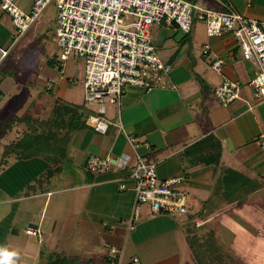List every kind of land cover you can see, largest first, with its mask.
I'll use <instances>...</instances> for the list:
<instances>
[{
    "label": "crops",
    "instance_id": "obj_1",
    "mask_svg": "<svg viewBox=\"0 0 264 264\" xmlns=\"http://www.w3.org/2000/svg\"><path fill=\"white\" fill-rule=\"evenodd\" d=\"M188 1L220 9L215 0ZM227 1L241 15L264 21V0ZM17 5L28 11L30 1L18 0ZM43 26L39 19L14 42L11 19L0 9V70L21 43L38 37L35 33ZM158 26L157 38L163 45L170 37L179 38L176 27ZM191 33L181 32L184 36ZM203 41L202 49L207 46L208 53L202 50L197 58L170 47L167 64L172 65L174 90L126 89L120 107L125 132L118 128L115 112L111 118L106 115L110 124L104 134L86 121L84 127L68 131L56 172L42 155L20 158L14 152L16 157L10 160L1 156L0 250L15 254L7 264H48V258L55 256L63 264H110L111 248L119 250V264H129L134 258L138 264H264V147L260 146L264 101L254 97L249 85L257 67L243 59L231 35L208 38L205 34ZM214 57L224 61L219 74L210 67ZM78 75L74 79L80 82L83 69ZM62 78L59 71L39 80L37 87L49 86L51 94L54 90L52 109L56 102L83 107L82 85L77 101L72 83ZM47 79L54 82L48 84ZM224 79L243 84L240 98L227 107L214 96ZM51 108L42 111L43 119L49 117ZM92 112L89 108L88 114ZM17 125L22 126L16 131L20 133L16 142L29 130L25 123ZM200 141L204 143L199 149L186 153ZM218 147L217 163L190 162L197 149ZM122 154H138L155 163L161 180L185 178L180 190L189 205L182 215L183 229L176 222L177 214L151 216L147 208L144 213L139 208L132 216L133 183L128 171L94 175L85 166L89 155ZM119 183L127 190H120ZM130 222L133 231L128 229ZM29 227L37 228L39 236L27 235ZM167 231L176 233L178 248L169 250ZM0 264H4L3 256Z\"/></svg>",
    "mask_w": 264,
    "mask_h": 264
},
{
    "label": "built area",
    "instance_id": "obj_2",
    "mask_svg": "<svg viewBox=\"0 0 264 264\" xmlns=\"http://www.w3.org/2000/svg\"><path fill=\"white\" fill-rule=\"evenodd\" d=\"M17 1L0 0V9L11 19L14 42L39 20L48 6L55 7L60 60L66 61L71 55L83 59L80 82L84 107H97L96 114H88L85 121L97 133L104 134L110 124L105 104L115 106L117 126L124 131L120 124V107L127 88L145 92L176 88L170 79L172 65L163 62L153 46L150 37L153 25L174 26L189 34L197 21L204 25L208 38L231 35L237 41L243 59L256 65L257 71L249 85L254 97L264 101V21L241 15L227 0H215L220 9L200 7L188 0H29L28 11L18 7ZM208 50L205 46L203 54ZM223 65L224 61L219 57L210 60L211 69L218 74ZM46 82L51 84L54 80L47 79ZM69 82L79 83L78 79ZM242 88L241 82L224 79L214 91L215 99L222 107H227L240 98ZM45 91L48 92L49 88L46 87ZM260 139L263 148L264 137ZM128 141L133 144L131 137ZM85 166L94 175L128 171L133 183L134 217L141 205L147 206L151 216L183 215L188 211V197L180 190L185 178L159 179L156 164L138 154L89 155ZM118 187L127 190L123 183ZM128 229H135L131 222ZM25 233L33 237L40 234L33 227L27 228ZM109 255L110 264H119V250L111 248ZM129 264H138V259H132Z\"/></svg>",
    "mask_w": 264,
    "mask_h": 264
},
{
    "label": "rangeland",
    "instance_id": "obj_3",
    "mask_svg": "<svg viewBox=\"0 0 264 264\" xmlns=\"http://www.w3.org/2000/svg\"><path fill=\"white\" fill-rule=\"evenodd\" d=\"M56 16L57 11L55 7L53 5L48 6L39 18L44 26L35 33L38 39L34 37L31 43H21L18 47L19 51L15 53L14 57L2 67V70H0V163L3 154L4 157L6 156L5 158L7 160L16 157L13 147L17 143V138L20 136L19 132L16 133L19 127L22 126L17 125L19 119L26 114H29L30 117L38 116V118L42 119L44 118V113H42V111L46 110V112H48L52 106L51 101L53 100L54 90L51 94L49 93L50 90L49 92L45 91L46 86L43 87V90L42 88H38L37 86H40L39 80L43 81L48 76H54V74H57L59 71H62V79L67 81L73 80L77 74L81 75L82 73L83 59L71 55L66 61L60 60V50L57 47L55 35L57 28ZM202 25V23L197 21L194 22L190 35L184 36L179 31V38L172 39V37H170L167 39L165 45L157 38V31L161 27L153 25L150 28V37L159 58L167 63V58L171 54L169 51L170 47L174 48L173 52L176 50L180 53L185 52L190 59L194 55L196 58L200 56L203 50V38L205 37L204 25ZM182 46L183 51H180L179 49ZM78 84H76V86L72 84L71 89L76 95L77 101L81 100L80 93L82 91L81 82ZM53 87H55V85ZM82 105L83 107H79L80 111L85 113L88 112L90 108L95 112L94 114H96L97 107L94 105L89 106L86 110L84 107V97ZM105 107L107 108V118H111L116 110L115 106L105 104ZM8 144L10 145L6 147ZM2 165H4V163ZM139 208H141L144 213L147 206L141 205ZM174 216L175 219H177L176 222L179 225V229H183L184 225L181 219L184 216ZM165 234L171 239V242H167L170 244L169 250L173 249L171 247L178 248V237H176V233L167 231Z\"/></svg>",
    "mask_w": 264,
    "mask_h": 264
},
{
    "label": "trees",
    "instance_id": "obj_4",
    "mask_svg": "<svg viewBox=\"0 0 264 264\" xmlns=\"http://www.w3.org/2000/svg\"><path fill=\"white\" fill-rule=\"evenodd\" d=\"M85 113L80 111L77 106L56 102L47 119H33L29 114L22 116L19 121L25 123L29 130L15 144L13 150L17 152L16 155L20 158L38 155L44 156L50 162L49 164L52 165V172H56L58 160L62 157L60 156V151L63 149V143L68 138V131L71 133L84 127L85 119L88 116V112ZM64 130V134L60 137V134ZM203 143V141L196 143L186 153L196 148L199 149ZM198 149V152L195 153V158L190 161L192 164L210 165L219 161V147L214 148V151H211L213 148L207 151ZM48 264L63 263L55 256L48 258Z\"/></svg>",
    "mask_w": 264,
    "mask_h": 264
},
{
    "label": "clouds",
    "instance_id": "obj_5",
    "mask_svg": "<svg viewBox=\"0 0 264 264\" xmlns=\"http://www.w3.org/2000/svg\"><path fill=\"white\" fill-rule=\"evenodd\" d=\"M15 255L14 253H9L7 251L0 250V256L4 258V264H7V260L10 256Z\"/></svg>",
    "mask_w": 264,
    "mask_h": 264
}]
</instances>
